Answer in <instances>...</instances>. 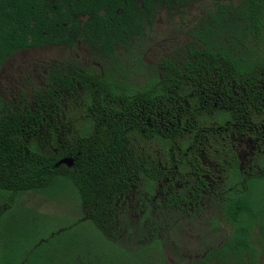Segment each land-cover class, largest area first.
Wrapping results in <instances>:
<instances>
[{
  "label": "trees",
  "instance_id": "16d2710c",
  "mask_svg": "<svg viewBox=\"0 0 264 264\" xmlns=\"http://www.w3.org/2000/svg\"><path fill=\"white\" fill-rule=\"evenodd\" d=\"M192 1L0 0V71L13 56L43 48H85L99 67L66 58L46 72L45 84L29 102L11 105L0 97V199L10 202L2 213H12L19 195L57 199L70 189L84 217L68 224L38 215L40 221L28 225L33 231L37 227L39 235L24 264H33L38 253L66 242L67 236L78 248L84 222L89 224L81 242L86 257H108L120 206L130 194H136L139 204L157 202L162 208V202L174 210L179 201L173 184L165 186L170 188L165 200L158 196L160 186L165 178L176 177L175 168L195 162L177 158V148L189 146L195 154L198 144L210 146L214 127L209 114L215 100L226 101L224 83L239 94L231 103L236 108L242 102L240 90L256 95L264 74V0H240L237 6L214 0L206 17L188 31L191 40L185 48L156 67L133 51L162 10L182 13ZM141 76L146 80L138 86ZM217 104L223 107V102ZM255 106L247 102L248 112ZM218 113L213 123L222 128L225 112ZM181 128L191 133L180 136ZM62 159H70L71 167L56 166ZM250 189V182L243 192L232 187L221 203L230 236L200 264H258L263 250L250 244L257 227V202ZM96 236L97 244H104L98 247L101 255ZM71 246L61 258L71 257L76 249ZM16 257L5 260L0 254V264H18Z\"/></svg>",
  "mask_w": 264,
  "mask_h": 264
},
{
  "label": "rangeland",
  "instance_id": "374dc122",
  "mask_svg": "<svg viewBox=\"0 0 264 264\" xmlns=\"http://www.w3.org/2000/svg\"><path fill=\"white\" fill-rule=\"evenodd\" d=\"M231 1L235 6L240 3V0ZM213 2L214 0H193L182 13L171 15L162 10L146 31L141 44L134 46L133 51H140L144 64L156 67L174 51L185 48L191 40L188 31L206 17ZM66 58L77 60L83 67L99 69L94 55L85 48L28 50L13 56L3 65L0 71V97L11 105L29 102L35 89L45 84L46 72L53 65L64 63ZM145 80L141 76L138 86H142ZM216 115L217 113H213L209 116V121H212L210 123L217 122ZM164 166L168 164L164 163ZM250 187V193L257 202V227L251 232L254 241L250 244L254 249L264 252V179H252ZM63 194L57 199L36 193L19 195L12 213L22 216L30 213H35L36 216L46 215L62 222L66 220L68 224L83 220L78 201L72 196L71 190L67 189ZM137 203L136 194H130L120 206V214L115 222V244L113 248L108 246V257H86L87 253L81 244L86 238L85 228L89 226L86 222L80 229L83 232L79 236L78 248L74 247L76 243L67 236L66 242L54 244L56 251L53 245L49 247L50 250L44 249V256L53 251L51 257L54 264H63L66 255L61 258L62 252L72 245L70 249H76L71 254L69 264H200L209 253L222 248L230 236V225L207 213L209 207H204L207 211L198 213L185 210L167 212L163 209V204L161 208L157 202L141 203L138 206ZM8 204L10 205L9 200L0 199L1 213ZM59 220L52 221V224L60 223ZM261 225L262 230L259 229ZM98 240L96 236L95 247L104 246L103 243L97 244ZM96 251L101 255V248ZM263 252L258 255V264H264ZM38 254L41 255V252ZM44 263L48 264L46 261Z\"/></svg>",
  "mask_w": 264,
  "mask_h": 264
},
{
  "label": "flooded vegetation",
  "instance_id": "af4514ba",
  "mask_svg": "<svg viewBox=\"0 0 264 264\" xmlns=\"http://www.w3.org/2000/svg\"><path fill=\"white\" fill-rule=\"evenodd\" d=\"M224 85L229 91H226L225 95L220 94L226 100L222 101L223 107H218L217 103H222L221 101H211L214 102V111L209 114L217 113L218 115V110H224L226 117L222 123L223 129L215 127L216 123H213L214 129L210 131V146L206 145L205 148L198 144L199 149L196 155L193 153L196 149L192 147H185L184 151L177 148V158L183 160L192 158L195 162L188 163L187 168L179 170L175 168L176 177L165 178L160 186L158 196L165 200L169 198L170 191V188L165 186L168 183L173 184L175 196L179 201L178 206L174 207L176 212L185 210L198 213L209 210L207 213L221 219V207L223 206L221 203L224 204L228 200L232 187H238L240 192H243L246 190L247 183L252 179H264V74H260V79L256 83L255 96L252 95V90H240L242 102L239 108L231 105L233 100H237L239 94L231 92L234 88L229 82ZM249 101L256 105L253 112H248L247 102ZM181 109L180 105L179 112ZM188 133L191 131L185 128L179 130L180 136ZM180 141L182 142L181 139ZM197 157L199 162L196 161ZM178 164L184 165L182 161ZM235 169L241 178L234 177ZM138 204L139 202L137 206ZM204 207H209V209L205 210ZM163 209L170 211L167 210L165 203ZM34 214L22 216L0 212V254L4 256V259L17 256V259L13 258L14 262L24 264L26 258L23 259V257L26 251L39 235L37 227L35 231L28 227L29 223L40 221ZM47 221L52 222L53 219ZM15 223L18 226H14ZM51 252L52 254L47 253L46 256L44 253L36 255L32 263L38 264L39 261L42 263L46 261L48 264H54L53 257H51L53 251ZM69 263L70 256L65 257L63 264Z\"/></svg>",
  "mask_w": 264,
  "mask_h": 264
},
{
  "label": "water",
  "instance_id": "95a60500",
  "mask_svg": "<svg viewBox=\"0 0 264 264\" xmlns=\"http://www.w3.org/2000/svg\"><path fill=\"white\" fill-rule=\"evenodd\" d=\"M61 165H64L66 167H71L72 165V161L70 159H62L60 160L56 166H61Z\"/></svg>",
  "mask_w": 264,
  "mask_h": 264
}]
</instances>
